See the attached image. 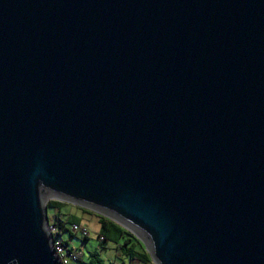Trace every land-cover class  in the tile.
I'll list each match as a JSON object with an SVG mask.
<instances>
[{
  "label": "water",
  "instance_id": "water-1",
  "mask_svg": "<svg viewBox=\"0 0 264 264\" xmlns=\"http://www.w3.org/2000/svg\"><path fill=\"white\" fill-rule=\"evenodd\" d=\"M49 200L264 264V0H0V264H62Z\"/></svg>",
  "mask_w": 264,
  "mask_h": 264
},
{
  "label": "rangeland",
  "instance_id": "rangeland-1",
  "mask_svg": "<svg viewBox=\"0 0 264 264\" xmlns=\"http://www.w3.org/2000/svg\"><path fill=\"white\" fill-rule=\"evenodd\" d=\"M52 202L54 204L46 209L49 226L53 225L54 216L57 215L66 228L75 223L85 226L89 232L86 239L79 234L70 236L68 232L61 233L59 237L54 235L55 240H68L73 250L79 254V261L64 258V264H88L92 255L95 264H153L143 245L119 225L88 209L67 202ZM103 224L107 228L105 231L102 229ZM98 235L106 240L100 242Z\"/></svg>",
  "mask_w": 264,
  "mask_h": 264
},
{
  "label": "built area",
  "instance_id": "built-area-1",
  "mask_svg": "<svg viewBox=\"0 0 264 264\" xmlns=\"http://www.w3.org/2000/svg\"><path fill=\"white\" fill-rule=\"evenodd\" d=\"M48 229L50 233L52 234V249L54 251V254L61 261V263L64 264L63 262L64 258H68L75 262L79 261V254L75 250H73L68 240H63V239L55 240L54 239V235H56L57 237L60 236V233L58 232L56 226L54 225L49 226L48 224ZM67 229L70 234H79L83 238H87L89 234L85 226L74 224V223L71 224L69 228ZM101 240L102 239L99 238V241Z\"/></svg>",
  "mask_w": 264,
  "mask_h": 264
},
{
  "label": "trees",
  "instance_id": "trees-1",
  "mask_svg": "<svg viewBox=\"0 0 264 264\" xmlns=\"http://www.w3.org/2000/svg\"><path fill=\"white\" fill-rule=\"evenodd\" d=\"M54 202L50 201L48 204H47V208L50 206V205H53ZM73 224V223H71ZM75 224V223H74ZM53 225L56 226L58 232L61 234V233H64V232H68V229L65 227L64 223L58 219V216L55 215L54 216V222H53ZM118 227V226H117ZM119 228V227H118ZM102 229L105 231L107 230L105 224L102 225ZM120 230L123 231V229L119 228ZM68 234L71 236V234L68 232ZM100 239H102L100 242H103L105 241L106 239L104 237H102L101 235H98ZM83 239H86V238H83ZM94 255H92V257L90 258L89 260V263L88 264H95V261H94V258H93Z\"/></svg>",
  "mask_w": 264,
  "mask_h": 264
}]
</instances>
